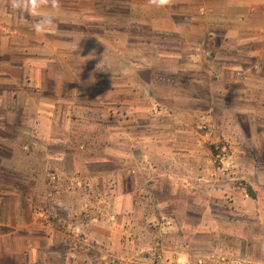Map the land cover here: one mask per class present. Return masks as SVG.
I'll list each match as a JSON object with an SVG mask.
<instances>
[{
	"label": "crops",
	"instance_id": "1",
	"mask_svg": "<svg viewBox=\"0 0 264 264\" xmlns=\"http://www.w3.org/2000/svg\"><path fill=\"white\" fill-rule=\"evenodd\" d=\"M124 2L113 21L0 0V264H55L57 246L82 252L58 264H192L213 201L242 250L264 233V0H223L217 24Z\"/></svg>",
	"mask_w": 264,
	"mask_h": 264
},
{
	"label": "rangeland",
	"instance_id": "2",
	"mask_svg": "<svg viewBox=\"0 0 264 264\" xmlns=\"http://www.w3.org/2000/svg\"><path fill=\"white\" fill-rule=\"evenodd\" d=\"M84 1V10H85V17H87V12H90L93 14L94 17H102L103 19H115L119 14L115 11V8L120 7V9H123L124 7L127 8V2H124L125 0H83ZM93 1H96L99 3L98 7L93 6ZM133 2V10L131 11V17L134 20L140 19V18H151L149 15L154 16L155 14L164 11L166 13L167 11L171 12L173 16L177 19L185 18L187 16V9L189 8V12L194 14V17L196 19H204V16H206L207 19H209L213 24L219 23L223 19V0H130ZM143 1H150L152 4V7L149 9L145 8H139V6H134L138 3H141ZM162 5V6H161ZM164 5V6H163ZM182 6L184 7L182 9ZM129 7V5H128ZM188 7V8H187ZM187 8V9H186ZM208 10V11H207ZM123 11V10H121ZM181 11H184L181 13ZM203 11L205 13H203ZM114 12V13H113ZM191 16V14H190ZM127 17V16H126ZM122 20V19H120ZM99 23V22H98ZM97 23V24H98ZM99 26H104V23L100 21ZM138 26V25H137ZM135 26L136 31L138 30L141 35L152 36L151 31L145 27H138ZM141 28V29H140ZM137 31V32H138ZM155 33H153L154 35ZM152 38H154L152 36ZM136 43V42H135ZM133 43V45L135 44ZM138 46V44H135V46ZM139 47V46H138ZM140 48V47H139ZM139 48L137 50H139ZM153 53V52H152ZM152 61H158V59H154V56L151 59ZM162 69V67H161ZM198 93V90H196ZM3 154L8 156V153L6 151H2ZM213 159L217 164H222L223 162V140L216 142V147L213 149ZM6 175V179L8 181H20L19 179L22 178L17 173H13L10 171L9 173H4ZM24 183V180H22ZM19 188L27 190V185H21ZM213 206L211 208V211L208 212L209 214L207 217L209 219H206V224L202 228L203 230H206L205 236L202 235V239L200 240L198 246L200 249H198L197 252V259L195 258L192 264H264V233L256 229L257 233H255L254 237L252 235H248L249 242L247 244V248L242 250L243 245L240 243V239H237L236 231L237 227L233 226H225L223 229V215L225 217V224H232L234 223V220L232 216H228L226 213H228L225 209H223V203H219L218 201L212 202ZM52 209L57 212L59 209L56 206H52ZM224 210V211H223ZM212 218H215L216 221L215 224H211L210 220ZM218 221H217V220ZM200 219L196 218L195 224H198ZM213 220V222H214ZM151 226H155L153 221L150 222ZM202 225V224H201ZM212 230V231H210ZM222 231L228 232V238L224 241L226 242L223 244V238L222 237ZM218 232V236L213 237V243L215 248H219L218 250H212L210 251L209 248V242L207 241V236L210 233ZM227 244V245H226ZM57 252L54 253L51 256L52 263L58 264L63 262V260L67 259H75L74 257H81L82 255H79V253L82 254L79 250H70L69 253H67L66 250L62 248V246H57ZM217 250V251H216ZM95 251V250H94ZM93 250H87V254H89V257L95 256L96 253ZM149 255L148 252H144ZM111 256H108L106 258L107 261H109V258ZM102 259V258H100ZM112 259V257H111ZM200 260V261H199ZM73 264H78L79 262H72Z\"/></svg>",
	"mask_w": 264,
	"mask_h": 264
},
{
	"label": "clouds",
	"instance_id": "3",
	"mask_svg": "<svg viewBox=\"0 0 264 264\" xmlns=\"http://www.w3.org/2000/svg\"><path fill=\"white\" fill-rule=\"evenodd\" d=\"M12 7L15 9V8H19L22 15H21V20L23 21L24 20V16H23V13L25 11H27L29 13V15H31V9L29 8V5L27 3H16L14 2L12 4ZM53 20V17L52 16H42L40 18H38L33 24V28L34 30L36 31H39L41 27H44V26H47L49 25Z\"/></svg>",
	"mask_w": 264,
	"mask_h": 264
},
{
	"label": "built area",
	"instance_id": "4",
	"mask_svg": "<svg viewBox=\"0 0 264 264\" xmlns=\"http://www.w3.org/2000/svg\"><path fill=\"white\" fill-rule=\"evenodd\" d=\"M156 257H158V254H157V252H154V256H153V259H155ZM112 258H114V257H112ZM115 259V258H114ZM114 259H111V263L113 262V264H121V262L120 261H118L119 259L118 258H116L115 260ZM113 260V261H112Z\"/></svg>",
	"mask_w": 264,
	"mask_h": 264
},
{
	"label": "trees",
	"instance_id": "5",
	"mask_svg": "<svg viewBox=\"0 0 264 264\" xmlns=\"http://www.w3.org/2000/svg\"><path fill=\"white\" fill-rule=\"evenodd\" d=\"M247 189L251 192V194H253L252 191L249 189V187H247Z\"/></svg>",
	"mask_w": 264,
	"mask_h": 264
}]
</instances>
